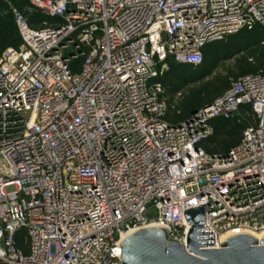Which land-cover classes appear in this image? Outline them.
<instances>
[{
	"label": "built area",
	"instance_id": "built-area-1",
	"mask_svg": "<svg viewBox=\"0 0 264 264\" xmlns=\"http://www.w3.org/2000/svg\"><path fill=\"white\" fill-rule=\"evenodd\" d=\"M30 1L54 22L18 14L22 43L0 57V262L118 264L149 226L186 245L184 212L203 204L214 248L264 233V71L178 121L159 81L167 61L197 68L209 43L264 29V0ZM248 111L236 145L202 146Z\"/></svg>",
	"mask_w": 264,
	"mask_h": 264
},
{
	"label": "rangeland",
	"instance_id": "rangeland-1",
	"mask_svg": "<svg viewBox=\"0 0 264 264\" xmlns=\"http://www.w3.org/2000/svg\"><path fill=\"white\" fill-rule=\"evenodd\" d=\"M34 7L30 0H0V57L6 49L17 47L22 42L17 23L18 14L23 15L33 28L42 27L43 21H51L47 16L36 15ZM227 38L217 41L222 46L218 54L207 57L208 70L205 74H196V71L190 73L177 67L164 68L166 97L172 109L185 111L195 101H203L201 105H204L209 100V91L214 83H230L239 75L264 66V43L260 41L262 38L248 35ZM77 63L78 61L75 64ZM166 73L171 74L168 81ZM243 128L242 124L231 122L227 130L229 135H222L220 141L240 137Z\"/></svg>",
	"mask_w": 264,
	"mask_h": 264
},
{
	"label": "water",
	"instance_id": "water-1",
	"mask_svg": "<svg viewBox=\"0 0 264 264\" xmlns=\"http://www.w3.org/2000/svg\"><path fill=\"white\" fill-rule=\"evenodd\" d=\"M184 213L191 225L186 245L172 238L165 227H145L122 241L118 264H264V236L236 233L214 248V234L206 225V204Z\"/></svg>",
	"mask_w": 264,
	"mask_h": 264
},
{
	"label": "trees",
	"instance_id": "trees-1",
	"mask_svg": "<svg viewBox=\"0 0 264 264\" xmlns=\"http://www.w3.org/2000/svg\"><path fill=\"white\" fill-rule=\"evenodd\" d=\"M35 8V7H34ZM35 14L36 15H44L46 16L44 13H42L40 10L35 8ZM48 17V16H47ZM48 19H50L52 22H54V19H51L48 17ZM50 21V22H51ZM32 27V26H31ZM243 35H248V36H259L260 38H262L261 43H264V29L261 28H255L254 30H243L238 34H234V35H230V36H234V37H240ZM228 36V37H230ZM228 38H225V40ZM22 43V42H21ZM18 47V46H17ZM222 49V46L220 43H217V41L211 42L207 45V47L204 50V61L202 63V65H200L197 68H194L190 65H185V64H180V63H176L174 61H167V66L169 67H177L178 69H185L187 72H194L196 71V74L198 73H203L205 74L206 71L208 70V67L206 66V59L208 56L213 55V54H218V52H220V50ZM264 63V60H263ZM264 71V66L258 70L252 71V72H247V73H257L259 71ZM245 74V73H244ZM242 75V74H241ZM171 74L170 73H166V79L167 81L170 80ZM237 78V77H236ZM164 74L159 78V81L163 83V85L166 88V83L164 81ZM235 79V78H234ZM233 80V79H232ZM231 80V81H232ZM231 81L229 82H216L214 83L212 89L209 91V100L206 104H209L210 102H212L214 100V98H216L218 95L222 94L226 89H228L231 85ZM203 101H195L194 103H192L191 105L188 106V109L185 111H180V114H176V109L175 111L173 110L171 112V114H169L168 118L172 119V117H174L175 120H183L185 118H187L192 111L200 108ZM244 116L245 119L242 120V122H238L237 117L230 119V120H225L222 118H218L215 119L212 124L214 126L215 132L214 135L211 136L209 139H207L204 143H203V147L208 151V152H226L228 149H230L231 147H233L234 145H236L241 137H242V133L240 137L234 138V139H228L227 141H220V137L222 135H226L228 136V126L231 122H237L240 123L244 126L243 130L245 129V127L247 126L249 121H253V114L252 112L248 111V112H244ZM242 130V132H243ZM0 264H5L0 262Z\"/></svg>",
	"mask_w": 264,
	"mask_h": 264
},
{
	"label": "bare ground",
	"instance_id": "bare-ground-1",
	"mask_svg": "<svg viewBox=\"0 0 264 264\" xmlns=\"http://www.w3.org/2000/svg\"><path fill=\"white\" fill-rule=\"evenodd\" d=\"M255 235L258 239L262 238L264 236V233L261 234V233H256V234H253Z\"/></svg>",
	"mask_w": 264,
	"mask_h": 264
}]
</instances>
